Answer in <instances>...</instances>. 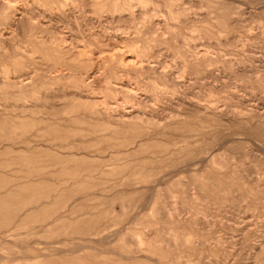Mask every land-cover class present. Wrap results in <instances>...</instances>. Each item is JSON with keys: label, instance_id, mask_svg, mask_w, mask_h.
<instances>
[{"label": "rangeland", "instance_id": "rangeland-1", "mask_svg": "<svg viewBox=\"0 0 264 264\" xmlns=\"http://www.w3.org/2000/svg\"><path fill=\"white\" fill-rule=\"evenodd\" d=\"M4 1L0 264H264V0Z\"/></svg>", "mask_w": 264, "mask_h": 264}, {"label": "bare ground", "instance_id": "bare-ground-1", "mask_svg": "<svg viewBox=\"0 0 264 264\" xmlns=\"http://www.w3.org/2000/svg\"><path fill=\"white\" fill-rule=\"evenodd\" d=\"M4 1V0H3ZM5 2V1H4ZM3 2V3H4ZM5 5H6V7L7 8H9L10 6H12L11 5V3H10V1H6V3H5ZM4 5V6H5ZM1 6V5H0ZM2 6H3V4H2ZM1 6V7H2ZM6 7H4V8H6ZM4 8H3V10H4ZM1 10H2V8H0ZM6 10V9H5ZM7 11V10H6ZM4 13H5V11H4ZM3 17V16H2ZM8 17V16H7ZM6 17V18H7ZM9 18V17H8ZM12 19V18H11ZM1 20V19H0ZM2 20H3V18H2ZM2 20H1V22H2ZM6 20V19H5ZM5 22H7V21H5ZM1 31V30H0ZM0 34H2V31H1V33ZM8 38V37H7ZM4 40V39H3ZM1 41V40H0ZM139 48V47H138ZM144 49V48H143ZM150 51V50H149ZM152 51V50H151ZM127 52H129V51H127ZM133 52V51H132ZM138 53V52H137ZM151 53V52H150ZM136 58V57H135ZM116 61V60H115ZM125 61V60H124ZM142 62H145V61H143L142 60ZM149 62V61H148ZM152 63V62H151ZM133 64V63H132ZM136 64V63H135ZM143 64V63H142ZM139 65H141V63L139 64ZM60 66V65H59ZM144 66V65H143ZM150 66V65H149ZM156 66V65H155ZM151 67V66H150ZM150 67H148L149 69H150ZM157 67V66H156ZM55 68V67H54ZM136 68V67H135ZM140 68H142V66L140 67ZM56 69V68H55ZM68 69V68H67ZM133 69H134V66H133ZM173 69V68H172ZM62 70V69H61ZM65 70V69H64ZM162 70V69H161ZM151 71H154V69H152ZM157 71V70H156ZM185 71V70H184ZM58 72H60L59 70H58ZM157 72H159V71H157ZM11 73V72H10ZM97 73V72H96ZM164 73V72H163ZM166 73V72H165ZM65 74H67L66 72H65ZM162 74V73H161ZM167 74V73H166ZM70 75H72V73L70 74ZM95 75V74H94ZM124 75V74H123ZM130 77V76H129ZM167 77H169V76H167ZM179 77V76H178ZM10 78V77H9ZM20 80H22V79H20ZM27 80H28V82L26 81L25 83H29V81L31 80V79H28L27 78ZM87 80V79H86ZM10 81H11V79H10ZM23 81H25V80H23ZM15 83V82H14ZM12 84V83H11ZM133 86V85H132ZM128 88H131V87H128ZM135 90V89H134ZM136 91V90H135ZM128 112H131V111H128Z\"/></svg>", "mask_w": 264, "mask_h": 264}]
</instances>
